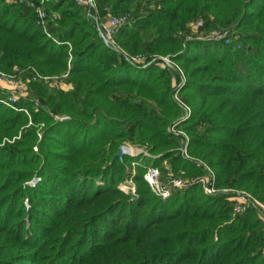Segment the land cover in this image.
I'll use <instances>...</instances> for the list:
<instances>
[{"label":"trees","instance_id":"1","mask_svg":"<svg viewBox=\"0 0 264 264\" xmlns=\"http://www.w3.org/2000/svg\"><path fill=\"white\" fill-rule=\"evenodd\" d=\"M94 1L104 13L131 14V25L115 34L123 52L169 54L183 68L178 92L190 113L178 128L188 158L179 151L181 135L165 130L178 114L170 72L134 67L103 46L73 0L44 2L51 37L32 6L0 0V68L66 71L71 84L62 91L30 80L17 102L32 124L45 123L37 152L35 129H20L26 115L0 103V140L20 129L0 147V264H264V228L252 208L233 212L234 202L196 183L162 199L143 179L148 166L162 178L163 161L173 173L199 175V160L213 186L264 203V0ZM198 18V31L234 24L239 46L180 48L175 33ZM48 111L68 118L54 120ZM123 140L144 145L150 156L118 158ZM131 161L138 169L133 194L118 186ZM33 174L40 181L29 187Z\"/></svg>","mask_w":264,"mask_h":264},{"label":"rangeland","instance_id":"2","mask_svg":"<svg viewBox=\"0 0 264 264\" xmlns=\"http://www.w3.org/2000/svg\"><path fill=\"white\" fill-rule=\"evenodd\" d=\"M44 1L46 2L49 0H44ZM2 2H4V1L2 0ZM42 8L45 10L44 3L42 5ZM96 8H97V6H96ZM81 10L83 12L82 8H81ZM97 11H98L100 18L107 17V13L100 11L98 8H97ZM109 14H111V13H109ZM123 14H128L129 17L132 19L131 14H129V13H123ZM119 15H122V14H119ZM47 16H48V13H47ZM56 17H57L56 13H50L49 12V18H56ZM83 17L88 23L91 24L90 20L84 16V13H83ZM209 19L212 20L211 17H209ZM199 20L202 23V20L200 18H198V19L190 22L188 24V27L186 28V30H183V32L175 33L174 37H176L179 40L180 48H184L186 46V44L189 42H204V41L212 42L213 40L210 38L216 39V41H214V43L224 44L223 40H227L228 41L227 44H230V42H231V44H234L235 47H237V45L239 46V44H240V40H239L240 39V33H239V30L234 26V24L233 25L231 24L228 26H221V25L217 24L215 27H204V28H202L201 31H198L196 27L201 25V24L197 25V22ZM91 26L93 27L92 24H91ZM94 31H95V29H94ZM210 40H212V41H210ZM115 42H116V40H115V36H114V43ZM227 44H224V45H227ZM66 46H67V54H69L70 46H69V44ZM115 48H116L115 52L118 53L117 50L120 49L118 43L117 44L115 43ZM124 53L128 57L138 58V61H135L134 64H136V67L140 66L139 68H141L143 66V64H145L147 62V60L149 61L152 58H156V60L154 61L153 64L158 66L159 68H163V70L168 71L172 74V76H171L172 80H171V85H170V86H173L172 88H174V86H176V84L179 83L182 78H183V80H185V78H186V74H185L183 68L181 67L180 63L175 61L169 54H162V53H160V54H156V53H153V54H151V53L128 54L126 51H124ZM165 57L169 58V60H170L169 66L170 67L164 66V60L162 58H165ZM69 58H70V56H68V59ZM160 58L163 60V65H162V62L159 60ZM0 73L4 74V76L6 77V80H3L0 78V97L3 99L12 97L13 99L16 100L15 106H14L15 108H20L21 112H23L22 110H26L27 114L23 112L27 117L26 123L23 126H21L20 129L26 128V127H31V128L35 129L36 140H35V143L32 145V151L37 152V142L39 141V139L41 137L42 128L45 126V123L39 122V123L32 124V122L30 120V113L28 112L27 108H25L22 105H17V102H19L20 99L23 100L27 97V95H28V91H27L28 82L30 81L29 77L31 75H33L34 73H36L38 75V76H35L37 78L35 80L42 81L45 85H48L49 87H57L60 90L65 91L71 87V84H70L68 77H67V72L63 71V72L59 73L58 75H41L34 68L29 67V66H27L23 69H19L18 67L13 66L8 71H5V70L0 68ZM180 95H181V93L178 92V95H176L177 99H174V97H173L174 92H171L169 94V98L177 106L178 114L175 118L169 120L165 130L167 132L171 133L172 135H181L179 142L182 143V140H184V138L187 139V135L184 131H182L178 128V125L180 124L179 123L180 120H182L181 117L185 113L184 112L185 109L183 107V104L188 106L189 108H190V106L187 102H184L183 100L181 101V99L179 98ZM179 100L183 104L179 103ZM23 102H24V100H23ZM33 104H36V100L33 102ZM3 106H5V105H3ZM49 115L52 116V118L54 120L55 119L64 120V119L68 118V116L66 114L52 115L49 112ZM20 129L17 131L16 135H14L11 138L3 137L0 140V147L4 143H11L13 141V139L18 138ZM120 145H123L126 148V151L128 152L127 155H129L131 157L133 156L134 159L136 158L138 160V158H145L147 156H150L148 149H146V147L144 145H138V144L134 143L133 141L129 142L126 140H123ZM180 148L181 147H179V151H180L181 155L183 157H185L186 153H182ZM187 158H188V156H187ZM138 161H140V160H138ZM198 162H199V160H196L195 164L197 166H201V168L203 169V172L199 175H189V174H186L184 171H180V170L175 171V173H173L171 170H169V165L167 164V161H163L161 163V167L164 168V174H163L164 176L161 178L160 177L161 175L158 172L159 177H160V181L162 182V181L166 180L168 176L170 178L171 177L172 178H181V179H185V180H188L190 178H194L196 176H204L206 174V169L202 165L198 164ZM137 171H138V169L136 167L135 161H131L130 163H127L126 165H124V167L121 171V174L125 173V178H124L123 182H121L118 186L121 190L125 191V193L129 192V193L133 194L136 184L131 179H132V175L134 173H137ZM118 174H120V172H118L117 175ZM36 178H38V180H36ZM31 180L33 182L36 181L33 186L28 184L29 181H31ZM39 181H40V177L37 174H33L25 182H27V185L29 187H34ZM25 185H26V183H25ZM199 187L201 188V186H199ZM214 188L216 189L215 194H218V193L223 194L227 200H229V197L232 196L231 198L233 200H235L236 202H238V201L241 202V199H240L241 196H244L245 194H248V196L250 195L249 193H246L245 191H243L241 189L230 188L231 191L225 193V192H221V189H224V188L228 189L226 187L217 188L214 186ZM171 190L174 191L175 189H171ZM201 191L203 192L202 188H201ZM250 196H249V198L252 197V196L251 197ZM229 201H232V200H229ZM23 202L25 203V206L28 207L26 204V199L25 200L23 199ZM242 202H244V204H246V203H248V199L242 198ZM257 202H258V200H257ZM258 203H262V202L259 201ZM262 204H264V203H262ZM233 212H235L234 206H233ZM256 212H257L256 215L259 214L258 211H256ZM257 217H258V215H257Z\"/></svg>","mask_w":264,"mask_h":264},{"label":"built area","instance_id":"3","mask_svg":"<svg viewBox=\"0 0 264 264\" xmlns=\"http://www.w3.org/2000/svg\"><path fill=\"white\" fill-rule=\"evenodd\" d=\"M3 1L5 3L23 1V2H26L25 4L32 6L33 12L35 14V19H36L37 25L39 26L41 31L47 37H51L50 34L46 30V16H47V14H46L45 10L42 8L43 3L45 2L44 0H38L36 3L27 2L26 0H3ZM73 1H74L76 6L83 9L84 16L90 20V22L93 25L95 32H96L97 36L99 37L102 45L105 46L106 48H110L113 51H115L116 48H115V43H114V36H115L116 32L119 29H121L122 27H124V26L129 27L131 25V19H130L129 15L128 14H122V15L117 16V15L107 13V17L100 18L94 0H73ZM200 24H201V21L199 20L197 22V25H200ZM210 39L213 40V41L210 40L212 42L216 41L215 38H210ZM52 40L55 41L56 43H59L53 38H52ZM223 41H224V44L228 43L227 40H223ZM66 44L68 45V43H66ZM117 51L122 53V55H124V59L127 63L136 67V64H134V62L138 61V58L126 56V54L121 49H119ZM162 59L164 60V66L170 67L169 66L170 65L169 58L165 57ZM162 59L160 58L159 60L162 62V65H163ZM155 60H156V58H152L149 61L147 60V62L145 64H143V66L141 68L146 67L148 64H151V63L153 64ZM139 67L140 66H138L137 68H139ZM35 76H38V75L36 73H34L33 75H31L29 77V79L30 80L37 79ZM0 78L3 80H6V77L2 73H0ZM183 81L184 80L182 78L180 80V82L177 83L176 86H174L173 91H172V92H174V96H173L174 99H177L176 95H178V90L181 87ZM15 101L16 100L13 99L12 97L4 98V99L0 97V103L1 104L5 105L6 107H8L14 111H20V108L14 107ZM179 103L183 104L180 100H179ZM183 107L185 109V111H184L185 113L181 117V119H184L190 113V109L188 106L183 104ZM22 111L27 114L26 110H22ZM186 143H187V139L184 138V140H182V144H184V147L180 148L182 153H185ZM125 154H128V152L126 151ZM185 157H187V156L185 155ZM198 164L202 165L206 169V174L204 176H196V177L190 178L188 180L181 179V178H172V177L170 178L168 176L166 180L161 182L157 168L152 167V166H148L146 168L144 174H143V179H144L145 183L147 184V186L149 187V189L151 190V192L153 194H155L156 196H158L159 198H162V199L167 198L170 195V193L172 192L171 189H181V188H184V187H186L192 183H196L199 186H201L203 193L206 195L215 194L216 189L213 186V180H214L213 173L201 161H199ZM36 180H38V178H36ZM35 182H33L31 180V181H29L28 184L33 186ZM208 184H209V186H208ZM229 191H231L230 188L221 189V192L226 193ZM249 196H248V194L241 196L240 197L241 202L240 201L236 202L235 200H233L231 198L232 196L229 197V200H232L234 202V211L235 212H239L244 207H250L254 211H258V213H259V214H257L258 219L260 220L261 225L264 228V204L258 203L259 201L257 202V200L255 198H252L251 196H250L251 198H249ZM242 198L248 199V203L244 204V202H242Z\"/></svg>","mask_w":264,"mask_h":264},{"label":"water","instance_id":"4","mask_svg":"<svg viewBox=\"0 0 264 264\" xmlns=\"http://www.w3.org/2000/svg\"><path fill=\"white\" fill-rule=\"evenodd\" d=\"M183 147H184V144L181 145V148H183ZM125 153H126V148H125L123 145H120V146L118 147V150H117L116 156H117L118 158H121V156H122L123 154H125ZM208 186H209V184H208Z\"/></svg>","mask_w":264,"mask_h":264}]
</instances>
